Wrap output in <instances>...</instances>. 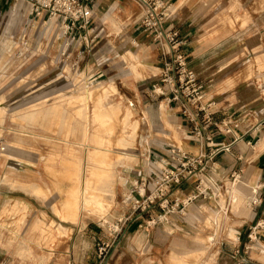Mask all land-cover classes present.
<instances>
[{
  "label": "rangeland",
  "instance_id": "obj_1",
  "mask_svg": "<svg viewBox=\"0 0 264 264\" xmlns=\"http://www.w3.org/2000/svg\"><path fill=\"white\" fill-rule=\"evenodd\" d=\"M30 22L21 14L0 16V264H46L56 253L44 250L65 235L56 230L58 220L70 223L79 257L92 259L97 240L109 238L105 224L126 214L129 201L123 197L159 134L137 101V85L118 75V61L100 74L92 54L96 38L79 58L61 52L57 20ZM128 57L134 79L142 77L130 60L137 58ZM178 124L163 119L176 144L183 137ZM218 191L221 210L202 217L214 229L193 234L195 245L166 241L157 248L165 256L161 264H229L213 238L226 232L234 241V231L220 227L249 205L231 183Z\"/></svg>",
  "mask_w": 264,
  "mask_h": 264
},
{
  "label": "crops",
  "instance_id": "obj_2",
  "mask_svg": "<svg viewBox=\"0 0 264 264\" xmlns=\"http://www.w3.org/2000/svg\"><path fill=\"white\" fill-rule=\"evenodd\" d=\"M167 1L170 10L163 25L178 31L182 41L180 49L187 56L188 66L206 85L204 100L212 102L213 119H228L229 122L227 133L223 129L218 132L210 125L206 134L212 135L213 145L229 143V149L216 155L210 169L205 171L209 181L205 185L209 188L205 197L195 190L196 177L182 180L174 198L184 202L190 196L195 197L180 204L181 214L172 213L168 223L153 227L146 226L144 218L128 222L101 264H161L165 256L162 252L158 254L157 248L166 241L172 239V245L178 247L188 240L189 245H195L193 234L214 229L203 225L202 217H207L208 210H221L219 188L214 184L221 187L226 183L238 189L249 208H241L231 223L223 221L220 227L224 231L233 230L234 241L226 232L213 239L223 247L222 253L229 264H264V0ZM10 2L0 0V16L7 13ZM90 17L91 32L96 36L92 54L100 74L108 72L111 64L118 61L121 65L118 75H126L137 85V101L143 103L157 127L153 131L159 134L158 140H151L145 167L138 174L148 179L157 175L168 159L169 146L188 155L206 151L209 145L188 133V123L177 107L167 103L159 93L158 46L139 28L141 14L137 3L133 0H93ZM128 54L137 58L130 60L142 77L134 79L136 74L129 71L123 58H129ZM254 57L257 61H253ZM165 117L175 124L178 122V128H182L179 144L163 125ZM232 171H239V176L233 179ZM151 188L149 182L145 193ZM4 193L0 184V196ZM224 197L229 199L230 195ZM43 213L47 216V211ZM45 222L48 223L47 217ZM255 223H258L255 234L249 240L247 233ZM57 224L56 230L65 231V235L57 237L55 243L44 250L47 254L56 253L55 257L54 254L48 257L46 264H97L95 256L92 259L79 257L73 249L70 223L58 220ZM235 245L238 253L231 254Z\"/></svg>",
  "mask_w": 264,
  "mask_h": 264
},
{
  "label": "built area",
  "instance_id": "obj_3",
  "mask_svg": "<svg viewBox=\"0 0 264 264\" xmlns=\"http://www.w3.org/2000/svg\"><path fill=\"white\" fill-rule=\"evenodd\" d=\"M7 15L17 17L23 15L31 26L37 20L42 23L57 20L60 32L57 39H62L61 52H74L82 57L89 51V45L95 38L91 36L90 4L93 0H10ZM140 10L139 28L158 46L160 73L158 76L159 93L169 104H174L182 119L188 123V133L201 143H207L209 148L195 155L179 152L169 146L166 162L159 168V173L148 179L143 174H137L130 182L126 214L115 218L111 224L106 223L109 230L107 240H97L96 261L101 264L114 247L115 240L128 222L144 218L146 226L153 227L168 223V215L181 214L180 204L193 199L188 197L184 202L174 198V192L180 187L182 180L196 177L195 190L205 197L209 191L205 171L210 169V163L216 155L228 151L229 143L212 144V135L206 131L212 125L216 131L227 133L228 119L214 120L210 110L212 102L205 101L206 85L199 79L197 73L188 66L187 56L180 49L182 41L176 29L167 28L163 24L168 18L170 3L167 0H133ZM22 5L23 7H20ZM239 171H232V178L238 177ZM151 183L150 192L145 193V187ZM219 188L218 185L214 184ZM228 202L230 200L227 199ZM227 202V204H228ZM255 223L247 233L249 240L253 239ZM238 238V237H237ZM236 238V239H237ZM238 253V250L235 251Z\"/></svg>",
  "mask_w": 264,
  "mask_h": 264
},
{
  "label": "bare ground",
  "instance_id": "obj_4",
  "mask_svg": "<svg viewBox=\"0 0 264 264\" xmlns=\"http://www.w3.org/2000/svg\"><path fill=\"white\" fill-rule=\"evenodd\" d=\"M69 197V196H68ZM68 199V198H67ZM66 206V205H65ZM69 209H70V207H69ZM67 212V211H66Z\"/></svg>",
  "mask_w": 264,
  "mask_h": 264
}]
</instances>
